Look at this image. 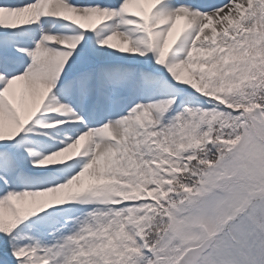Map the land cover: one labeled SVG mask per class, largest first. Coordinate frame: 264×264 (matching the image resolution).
I'll return each instance as SVG.
<instances>
[{
  "label": "snow or ice",
  "instance_id": "1",
  "mask_svg": "<svg viewBox=\"0 0 264 264\" xmlns=\"http://www.w3.org/2000/svg\"><path fill=\"white\" fill-rule=\"evenodd\" d=\"M0 264H264V0H0Z\"/></svg>",
  "mask_w": 264,
  "mask_h": 264
}]
</instances>
